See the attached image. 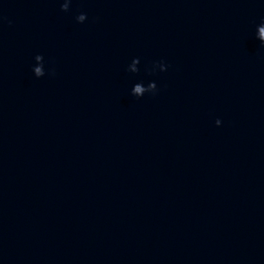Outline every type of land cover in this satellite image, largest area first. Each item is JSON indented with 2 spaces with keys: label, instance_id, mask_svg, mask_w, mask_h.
I'll use <instances>...</instances> for the list:
<instances>
[{
  "label": "water",
  "instance_id": "water-1",
  "mask_svg": "<svg viewBox=\"0 0 264 264\" xmlns=\"http://www.w3.org/2000/svg\"><path fill=\"white\" fill-rule=\"evenodd\" d=\"M0 264H264V0H0Z\"/></svg>",
  "mask_w": 264,
  "mask_h": 264
}]
</instances>
